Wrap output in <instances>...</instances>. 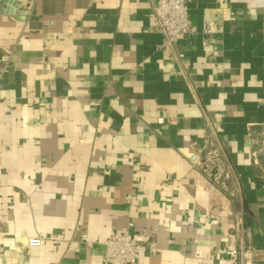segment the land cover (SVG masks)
I'll return each instance as SVG.
<instances>
[{"label":"crops","instance_id":"obj_1","mask_svg":"<svg viewBox=\"0 0 264 264\" xmlns=\"http://www.w3.org/2000/svg\"><path fill=\"white\" fill-rule=\"evenodd\" d=\"M151 2L0 11V264H118L103 243L131 221L156 247L140 264H239L222 253L242 243L264 253V0H193L199 32L174 46ZM212 131L235 171L226 186L196 167Z\"/></svg>","mask_w":264,"mask_h":264},{"label":"built area","instance_id":"obj_2","mask_svg":"<svg viewBox=\"0 0 264 264\" xmlns=\"http://www.w3.org/2000/svg\"><path fill=\"white\" fill-rule=\"evenodd\" d=\"M151 1L152 5L149 16L152 21V29L163 35L166 45L174 46L180 34L199 32L198 27L193 25L189 18V8L193 0ZM231 19H236V13L231 12ZM215 26L216 23L207 19L203 21L200 31L204 35L210 36ZM178 56L182 57L183 53H179ZM10 63V53L0 55V85ZM159 122L162 123L163 119H159ZM197 156L199 158L197 159L196 167L214 184L226 186L228 181L236 177L224 145L214 131L205 139ZM262 191L264 193V175ZM133 225L132 221L129 222L123 232L113 234L104 241L105 258L107 260L116 261L118 264H140L139 260L143 248H148L150 252L155 251L154 241L143 242L134 237L132 233ZM246 236L250 239L251 232L249 229L246 231ZM83 238L87 242L86 234H83ZM43 240L44 238L41 236L28 237L27 246L39 247L42 245ZM87 245L92 246V243L87 242ZM222 258L227 261L238 262L239 264L255 260H259L264 264V253H259L251 243H242L238 248L226 247L222 253Z\"/></svg>","mask_w":264,"mask_h":264},{"label":"water","instance_id":"obj_3","mask_svg":"<svg viewBox=\"0 0 264 264\" xmlns=\"http://www.w3.org/2000/svg\"><path fill=\"white\" fill-rule=\"evenodd\" d=\"M9 3H11V0H0V11L3 8H6L7 11H10L12 7H10V5H8Z\"/></svg>","mask_w":264,"mask_h":264}]
</instances>
